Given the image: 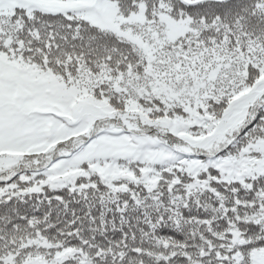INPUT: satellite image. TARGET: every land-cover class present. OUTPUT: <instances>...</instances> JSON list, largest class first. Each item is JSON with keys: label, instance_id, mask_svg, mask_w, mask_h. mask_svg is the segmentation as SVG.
I'll use <instances>...</instances> for the list:
<instances>
[{"label": "snow or ice", "instance_id": "6c2138e0", "mask_svg": "<svg viewBox=\"0 0 264 264\" xmlns=\"http://www.w3.org/2000/svg\"><path fill=\"white\" fill-rule=\"evenodd\" d=\"M0 264H264V0H0Z\"/></svg>", "mask_w": 264, "mask_h": 264}]
</instances>
